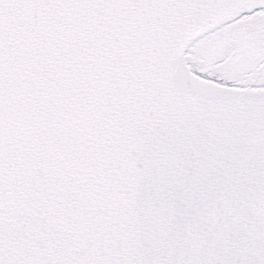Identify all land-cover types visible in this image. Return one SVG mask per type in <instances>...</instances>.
I'll return each mask as SVG.
<instances>
[{"label": "snow or ice", "instance_id": "obj_1", "mask_svg": "<svg viewBox=\"0 0 264 264\" xmlns=\"http://www.w3.org/2000/svg\"><path fill=\"white\" fill-rule=\"evenodd\" d=\"M0 264H264V0H0Z\"/></svg>", "mask_w": 264, "mask_h": 264}]
</instances>
